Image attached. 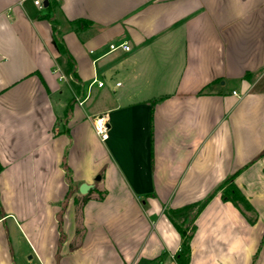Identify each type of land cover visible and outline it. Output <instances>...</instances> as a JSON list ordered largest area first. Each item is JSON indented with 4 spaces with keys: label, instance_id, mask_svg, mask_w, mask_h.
<instances>
[{
    "label": "crops",
    "instance_id": "1",
    "mask_svg": "<svg viewBox=\"0 0 264 264\" xmlns=\"http://www.w3.org/2000/svg\"><path fill=\"white\" fill-rule=\"evenodd\" d=\"M55 1L80 83L47 7L0 0V264H177L165 210L238 171L256 223L219 192L190 264H264V0Z\"/></svg>",
    "mask_w": 264,
    "mask_h": 264
},
{
    "label": "trees",
    "instance_id": "2",
    "mask_svg": "<svg viewBox=\"0 0 264 264\" xmlns=\"http://www.w3.org/2000/svg\"><path fill=\"white\" fill-rule=\"evenodd\" d=\"M48 1V14L44 17L50 23L53 25L54 33H56L55 36V43L60 51V53L65 57L66 64L65 69L66 72L72 77V79L75 82L80 83V79L77 73L76 69V63L70 52L68 51L64 41L60 38L58 32V25L59 22L56 20L55 12L59 8V4L55 0H47ZM71 27L75 30L80 28H86L89 25H91L90 22L85 20H77L73 22H69ZM82 85H79L78 87V93L79 96H84V93L82 92ZM81 89V90H80ZM77 102V98H73L69 101V108H71L75 103ZM155 105V102L153 106ZM2 170V166L0 164V172ZM69 172V171H68ZM240 171L237 173L229 176L219 187L216 191H213L206 199L203 201L193 203L190 205H186L181 208L176 209H166L165 215L169 219V221L172 223L174 228L177 230V232L181 236V248L179 252L175 255V260L177 264H190L191 260V242L194 237V234L197 230L196 220L198 219L199 215L202 213V211L206 208V206L211 202V200L215 197L216 194L221 192L222 199L225 202H232L236 208L240 210V212L246 217L248 222L250 224H255L258 218L257 212L249 202V200L243 195V193L240 191V189L235 185L234 180L236 176L239 174ZM68 181L70 184V191L68 193V196L73 192L74 183L71 179V177L68 174ZM90 194L88 193L82 198V205L85 204L88 200H90ZM100 199H103L104 195L101 193L99 195ZM60 228H61V222H60ZM64 234L61 233V239L63 240ZM72 250H74V247H72ZM167 258V254H163L160 257H158L155 260L152 261H146L144 260L143 263L145 264H163L165 259Z\"/></svg>",
    "mask_w": 264,
    "mask_h": 264
},
{
    "label": "built area",
    "instance_id": "3",
    "mask_svg": "<svg viewBox=\"0 0 264 264\" xmlns=\"http://www.w3.org/2000/svg\"><path fill=\"white\" fill-rule=\"evenodd\" d=\"M47 0H34V3L39 6L40 8H45L44 7V3ZM111 51H115L119 48H122L125 51H130L131 48L129 45L127 44H122V45H111ZM61 79H64V77H61ZM97 81L95 80L94 83H96ZM99 86H103V83L98 82ZM80 104H82L81 101H78ZM94 129L97 133L98 136L101 137L102 140H107L108 139V123L105 120V117L101 116V117H97L94 121Z\"/></svg>",
    "mask_w": 264,
    "mask_h": 264
},
{
    "label": "water",
    "instance_id": "4",
    "mask_svg": "<svg viewBox=\"0 0 264 264\" xmlns=\"http://www.w3.org/2000/svg\"><path fill=\"white\" fill-rule=\"evenodd\" d=\"M48 6V1H45V3H44V7L46 8ZM100 176H98L97 178H96V180L97 181H99L100 180ZM93 188V185H91V184H82L81 186H80V188H79V191H80V193L82 194V195H87L89 192H90V190Z\"/></svg>",
    "mask_w": 264,
    "mask_h": 264
},
{
    "label": "rangeland",
    "instance_id": "5",
    "mask_svg": "<svg viewBox=\"0 0 264 264\" xmlns=\"http://www.w3.org/2000/svg\"><path fill=\"white\" fill-rule=\"evenodd\" d=\"M81 207H82V204H81V202L79 203L78 202V217H79V215H80V209H81ZM78 222H79V220H78ZM81 231H82V229L80 228V224L78 225V238L74 241V245H77L78 243H80V241H81ZM72 247H74L73 245H71ZM58 258V260H59V257H57Z\"/></svg>",
    "mask_w": 264,
    "mask_h": 264
}]
</instances>
